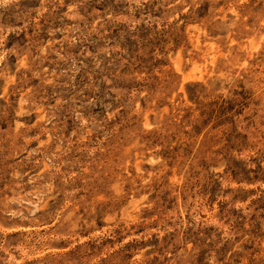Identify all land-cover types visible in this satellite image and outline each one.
<instances>
[{
    "label": "rangeland",
    "instance_id": "374dc122",
    "mask_svg": "<svg viewBox=\"0 0 264 264\" xmlns=\"http://www.w3.org/2000/svg\"><path fill=\"white\" fill-rule=\"evenodd\" d=\"M0 264H264V0H0Z\"/></svg>",
    "mask_w": 264,
    "mask_h": 264
},
{
    "label": "clouds",
    "instance_id": "9594fccd",
    "mask_svg": "<svg viewBox=\"0 0 264 264\" xmlns=\"http://www.w3.org/2000/svg\"><path fill=\"white\" fill-rule=\"evenodd\" d=\"M2 2H3L4 4H7V3L9 2V0H2Z\"/></svg>",
    "mask_w": 264,
    "mask_h": 264
}]
</instances>
